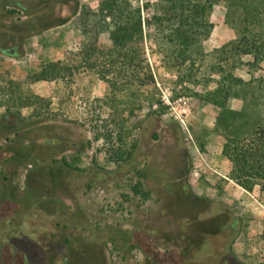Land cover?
Instances as JSON below:
<instances>
[{"label":"rangeland","instance_id":"374dc122","mask_svg":"<svg viewBox=\"0 0 264 264\" xmlns=\"http://www.w3.org/2000/svg\"><path fill=\"white\" fill-rule=\"evenodd\" d=\"M166 7L0 0V264H264V189L217 173L264 117V0Z\"/></svg>","mask_w":264,"mask_h":264},{"label":"trees","instance_id":"16d2710c","mask_svg":"<svg viewBox=\"0 0 264 264\" xmlns=\"http://www.w3.org/2000/svg\"><path fill=\"white\" fill-rule=\"evenodd\" d=\"M167 7L165 13L171 14L176 10H183L186 0H161ZM190 3V1H187ZM195 11L200 10L204 15L209 7L205 2L193 5ZM176 15V13H175ZM173 19V18H172ZM140 20H119L110 32L113 48H122L128 43L136 41L141 36ZM250 53V50H245ZM258 57H254L257 61ZM57 63H46L41 66L35 79L55 77ZM222 154L231 162L229 178L238 186L252 192L255 186L264 189V117L246 135L229 136L223 144ZM139 192V189H135Z\"/></svg>","mask_w":264,"mask_h":264},{"label":"crops","instance_id":"0c3cea01","mask_svg":"<svg viewBox=\"0 0 264 264\" xmlns=\"http://www.w3.org/2000/svg\"><path fill=\"white\" fill-rule=\"evenodd\" d=\"M217 26H221V24L219 23ZM222 28V32H221V34L219 33V34H216V36L213 38L214 40H215V44H214V46L215 47H219V46H221V45H223V44H225V43H227V42H229V41H231V40H233V39H235V34H234V32L230 29V28H223V27H221ZM0 66L3 68L4 66H10V64H9V62L7 61V60H3V59H1L0 60ZM18 68V70L20 71V70H22V68H21V65H16V67H15V69H17ZM27 72L28 71H23V77H25L26 76V74H27ZM26 73V74H25ZM218 174H220L226 181L228 180V181H233V180H231L230 178H229V176H228V174L227 173H225V174H221L220 172H217ZM225 181V182H226ZM237 185V184H236Z\"/></svg>","mask_w":264,"mask_h":264}]
</instances>
